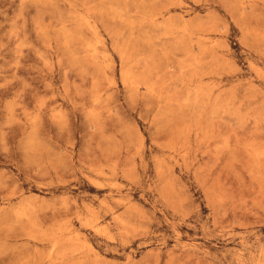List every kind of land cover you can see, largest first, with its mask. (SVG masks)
<instances>
[{"label":"rangeland","instance_id":"374dc122","mask_svg":"<svg viewBox=\"0 0 264 264\" xmlns=\"http://www.w3.org/2000/svg\"><path fill=\"white\" fill-rule=\"evenodd\" d=\"M0 264H264V0H0Z\"/></svg>","mask_w":264,"mask_h":264}]
</instances>
